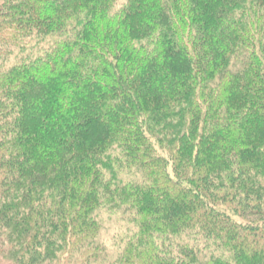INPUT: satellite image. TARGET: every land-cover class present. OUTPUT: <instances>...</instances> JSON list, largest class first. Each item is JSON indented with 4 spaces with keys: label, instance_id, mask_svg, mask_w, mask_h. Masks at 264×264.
Segmentation results:
<instances>
[{
    "label": "trees",
    "instance_id": "obj_1",
    "mask_svg": "<svg viewBox=\"0 0 264 264\" xmlns=\"http://www.w3.org/2000/svg\"><path fill=\"white\" fill-rule=\"evenodd\" d=\"M0 264H264V0H0Z\"/></svg>",
    "mask_w": 264,
    "mask_h": 264
},
{
    "label": "rangeland",
    "instance_id": "obj_2",
    "mask_svg": "<svg viewBox=\"0 0 264 264\" xmlns=\"http://www.w3.org/2000/svg\"><path fill=\"white\" fill-rule=\"evenodd\" d=\"M119 4L116 5L118 7ZM104 219V239L107 244L112 243L113 239L120 240L122 234L127 230L128 218L126 215L120 213L116 215L110 214L109 211H103ZM129 226V225H128Z\"/></svg>",
    "mask_w": 264,
    "mask_h": 264
}]
</instances>
